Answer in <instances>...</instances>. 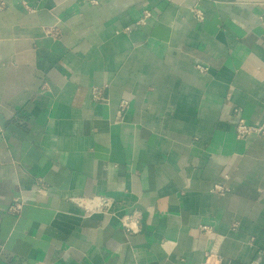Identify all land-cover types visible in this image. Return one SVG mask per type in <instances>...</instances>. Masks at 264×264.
<instances>
[{
	"label": "crops",
	"instance_id": "crops-1",
	"mask_svg": "<svg viewBox=\"0 0 264 264\" xmlns=\"http://www.w3.org/2000/svg\"><path fill=\"white\" fill-rule=\"evenodd\" d=\"M0 2V264H264V0Z\"/></svg>",
	"mask_w": 264,
	"mask_h": 264
},
{
	"label": "built area",
	"instance_id": "built-area-1",
	"mask_svg": "<svg viewBox=\"0 0 264 264\" xmlns=\"http://www.w3.org/2000/svg\"><path fill=\"white\" fill-rule=\"evenodd\" d=\"M87 4L90 6H96L100 3V0H85ZM4 4L3 2H0V11L3 9ZM194 16L197 19H202V14L198 10L194 11ZM148 17V16H147ZM143 21V20H142ZM141 21V22H142ZM50 34V32H47ZM93 98L96 101H101V96L98 94V92H94ZM120 110H124L127 108V102L126 101H121L119 104ZM237 112V111H235ZM255 135L259 137H264V130L258 129V128H253L248 126L243 119H239L238 123L235 128V137L238 140H245L246 138ZM217 191L223 192L225 191L224 188L215 186L214 188ZM21 202L15 200L13 205L10 207V212L12 213H19L21 209ZM112 202L110 199L107 198H96V199H90V200H85L84 203H80L79 206L81 208H84L86 211L90 213H107L108 210L112 207ZM120 226L124 230L125 233L127 234H135L139 231V217L136 214H129L122 216L120 218ZM206 232V228H202ZM211 254H213L212 251L208 252L206 254V258H208Z\"/></svg>",
	"mask_w": 264,
	"mask_h": 264
}]
</instances>
